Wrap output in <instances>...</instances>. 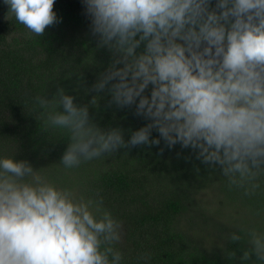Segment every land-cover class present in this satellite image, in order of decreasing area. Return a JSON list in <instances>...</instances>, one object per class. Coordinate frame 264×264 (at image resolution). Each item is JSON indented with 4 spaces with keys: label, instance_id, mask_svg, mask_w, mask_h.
<instances>
[{
    "label": "clouds",
    "instance_id": "1",
    "mask_svg": "<svg viewBox=\"0 0 264 264\" xmlns=\"http://www.w3.org/2000/svg\"><path fill=\"white\" fill-rule=\"evenodd\" d=\"M4 2L35 36L59 22L55 0ZM83 2L98 46L113 55L95 91L107 87L116 105L135 104L150 122L126 142L122 129L98 127L88 106L63 88L51 99L34 97L44 128L67 134L64 168L159 145L150 139L155 129L168 147L197 149L202 162L219 166L229 189L256 195L264 177V0H216L214 7L211 0ZM241 231L229 235L249 245L240 259L254 255L253 264H264V231ZM120 240L121 222L102 198L77 196L29 162L0 157V264H122Z\"/></svg>",
    "mask_w": 264,
    "mask_h": 264
},
{
    "label": "trees",
    "instance_id": "2",
    "mask_svg": "<svg viewBox=\"0 0 264 264\" xmlns=\"http://www.w3.org/2000/svg\"><path fill=\"white\" fill-rule=\"evenodd\" d=\"M215 3L211 0V6ZM8 8L0 0V157L29 162L77 196L102 198L103 207L121 222L115 247L123 253L122 264H253L254 255L240 259L247 241L233 242L229 235H244L241 229L252 227L264 231V177L254 196L229 189L219 166L202 162L197 149L180 143L168 147L155 129L150 139H159V145L121 148L64 168L67 134L44 128L34 97L51 99L63 88L75 104L88 106L98 127L122 129L126 142L150 121L136 115L135 104L116 105L107 87L95 91L113 55L98 46L83 0H55L59 22L39 37ZM146 253L150 259H139Z\"/></svg>",
    "mask_w": 264,
    "mask_h": 264
}]
</instances>
